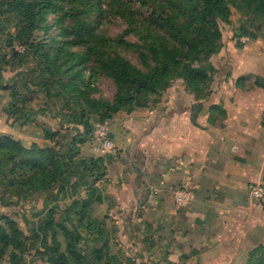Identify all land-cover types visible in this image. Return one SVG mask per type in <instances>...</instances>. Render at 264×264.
Returning a JSON list of instances; mask_svg holds the SVG:
<instances>
[{
	"label": "crops",
	"instance_id": "0c3cea01",
	"mask_svg": "<svg viewBox=\"0 0 264 264\" xmlns=\"http://www.w3.org/2000/svg\"><path fill=\"white\" fill-rule=\"evenodd\" d=\"M236 42L215 60L226 72L206 98L172 87L154 106L106 121L113 148L91 150L107 167L92 217L128 242L137 264H244L264 245V202L251 195L253 184H264V88L255 83L264 79V37ZM7 102L0 135L50 145L34 123L7 124ZM183 186L193 197L179 207L174 192Z\"/></svg>",
	"mask_w": 264,
	"mask_h": 264
},
{
	"label": "trees",
	"instance_id": "16d2710c",
	"mask_svg": "<svg viewBox=\"0 0 264 264\" xmlns=\"http://www.w3.org/2000/svg\"><path fill=\"white\" fill-rule=\"evenodd\" d=\"M250 2L253 0L246 3ZM257 2L264 10V0H257ZM169 4L173 2L168 0L165 4L159 3V8L165 14H160L154 9L150 17L157 21L159 27L163 29V37L172 42L171 45L163 39H154L151 42L149 51L156 61L154 66L141 70L125 59L108 55L107 62L118 85V93L115 99L108 103L87 99L89 111L96 112L99 106L106 105L104 112L99 114L102 122L112 119L114 114L126 105H129V111H133L134 108L148 107L147 97L158 92L162 94V91L168 88L175 79L185 80L188 90L195 95L197 100L204 99L210 94L211 89L206 86L213 79L207 74L209 70L205 69L201 63L203 59L216 55L221 49L219 41L222 33L218 21H226L229 18L231 4L239 5L235 0H177L173 4L174 9L169 11L167 9ZM53 5L51 0L6 1L8 12L12 13L16 19L14 27L17 30L12 39L24 46V52H30L36 59L47 61H45L46 70L44 71L48 76L35 82L36 88L33 89L30 88L31 75L23 74L22 90L26 93H44L48 98V108L31 107L26 110L21 105L24 99L17 100V94L5 81L3 66L9 63V60H6V53H0V90L9 91L10 98H12L9 105L4 108V112L8 120H12L13 124L19 126L35 123L37 114L44 116L49 113L53 118L61 116V110L55 115L51 112L54 96L50 88L55 87L53 80L55 71L49 67L50 54L47 45L31 40L33 32L43 21L42 10ZM84 29L90 34L89 26ZM78 30H83V28H78ZM250 36L257 38L253 34ZM9 46H13V41L9 43ZM15 55H18V52ZM83 58L86 59L87 55H83ZM209 68L212 72L214 71L211 65ZM200 77L205 81L203 86L199 83ZM255 83L264 88L263 78L257 77ZM154 102L158 103L159 100L156 99ZM87 109L77 110L71 116H62L61 130L44 127L42 131L44 139L50 142L48 146L42 147L34 143L27 147L10 136L0 135V172L5 176L7 173L12 175V179L8 180L11 186L15 185L20 193H30L43 191L60 184L59 191L72 197V202L61 211L63 220L60 223L57 224L53 218L48 217L49 222L38 225L43 236L41 238L43 253L49 259L48 264H84V260L87 264H125L118 254L112 255L108 251L107 245L105 248L98 246L100 242H107L105 238L107 224L105 220H97L89 214L92 203L103 201V194L95 184L106 178L105 158L91 156L76 159L74 140L79 134L71 136V139L63 145L59 140L60 137L65 136L62 131L65 129L63 119L68 124L83 125L88 128V121L83 120L89 113ZM56 145H59V148ZM96 172L99 174L95 175ZM81 188H85L88 194L84 202L72 196L77 194ZM95 193L96 196H94ZM52 212V210L49 211L50 215ZM75 217L83 226L85 233L79 229ZM68 224L72 228H69ZM61 233L68 242L66 251L61 250V243L57 239ZM50 234L51 244L48 243ZM28 249L26 236L17 224L12 222L8 228L7 225L0 223V259L10 252L13 258L12 264H18L13 262L15 258H18L17 252L24 253ZM244 264H264V245L252 250Z\"/></svg>",
	"mask_w": 264,
	"mask_h": 264
},
{
	"label": "rangeland",
	"instance_id": "374dc122",
	"mask_svg": "<svg viewBox=\"0 0 264 264\" xmlns=\"http://www.w3.org/2000/svg\"><path fill=\"white\" fill-rule=\"evenodd\" d=\"M7 0H0V53H6V60L9 63L3 66L4 78L9 86L15 91L16 99L21 100L22 106L28 108H48V98L41 92H25L22 90L24 75L30 74V88H36L35 82L40 78H46L45 59H36L32 54L24 52V46L12 38L16 33L14 27L16 19L12 13H9L6 6ZM168 0H51L54 4L50 8L44 9L42 22L33 32L31 40L47 45L49 51V67L54 71L53 80L55 87L50 88L54 98L51 105L52 114H57L61 110V116L53 118L47 113L42 116L37 114L35 125L39 129H58L61 130L60 119L62 116L74 115L77 110L88 107L87 99L95 101L112 102L118 93V85L115 81L114 74L109 68L108 55L125 59L141 70H147L154 66L149 46L154 39H163L168 44H172L164 38V31L159 27L157 21L150 19L154 9L158 13L165 14L159 8V3H166ZM175 4L177 0H170ZM239 6L230 5L231 13L226 21L219 20L218 25L222 33L219 41L221 49L216 55L203 59L202 65L208 69V75L212 76L210 83L206 86L209 89L216 84V79L224 76L226 69L219 74V69L215 60L220 56L222 48L228 44L227 41L236 40L237 45L247 43L252 39L264 37V10L257 0L246 3L249 0H235ZM167 5L169 11L174 9V5ZM86 26L91 28L90 34L84 29ZM83 28V30H78ZM245 30V31H244ZM248 32V33H246ZM250 34L256 35L252 38ZM246 40V42H243ZM13 41V46L9 43ZM63 49H65L63 51ZM63 51V52H62ZM18 52V55L15 53ZM87 55V58H83ZM6 60L4 62H6ZM47 62V61H46ZM211 65L214 69L212 72L209 68ZM8 80V81H7ZM200 84H205L200 77ZM32 84V85H31ZM172 87L187 88V82L183 79H175L171 85L163 90L167 91ZM188 90V88H187ZM161 93L150 94L147 97L149 106H154L156 99L160 101ZM25 96V98H23ZM9 91L0 90V102L8 100L7 107L10 103ZM65 106V107H64ZM106 109V105L99 106L96 112H89L84 121H88V128L83 125L68 124L63 119L64 137H60L61 145L71 139V136H77L74 140L76 148L75 158H88L95 156L91 151L96 146H100L93 138V131L97 123L102 122L100 115ZM129 105L123 107L119 112L129 111ZM137 108H134L135 110ZM29 110V109H28ZM115 113L114 115H116ZM100 114V115H99ZM12 120H8V123ZM68 128V129H67ZM89 129V130H87ZM26 133V132H25ZM96 145V146H95ZM53 146V145H51ZM59 148V145H56ZM99 173L96 172L95 175ZM12 175L0 172V223L7 225L9 228L13 222L18 225L27 239L29 249L24 253H18V258L13 262L18 264H48L49 259L43 253L42 233L38 225L46 223L49 218H53L55 223L63 220L62 210L72 202V197L59 191L60 184L53 185L43 191H32L20 193L16 186H11L8 180ZM104 180L95 184L102 194L105 191ZM85 188H81L77 194L72 195L84 202L87 197ZM96 196V193L95 195ZM52 210L53 212L49 213ZM48 212V214H47ZM91 212V211H90ZM92 216V213H90ZM90 216V215H89ZM133 219V218H132ZM75 222L79 229L85 233L78 219ZM139 222V221H138ZM138 229L140 223H138ZM128 220L123 227L126 232L133 230ZM134 224V223H133ZM69 228H72L68 224ZM115 229L107 224L105 232L106 241L100 242L99 247L105 248L112 255L118 254L125 264H137L130 255L128 242L116 241L114 235ZM61 243V250H67L68 242L61 233L57 236ZM48 243H52L51 234L48 237ZM82 244V242L80 243ZM10 252L0 259V264H12ZM87 264L86 261H83Z\"/></svg>",
	"mask_w": 264,
	"mask_h": 264
},
{
	"label": "built area",
	"instance_id": "2783aa9c",
	"mask_svg": "<svg viewBox=\"0 0 264 264\" xmlns=\"http://www.w3.org/2000/svg\"><path fill=\"white\" fill-rule=\"evenodd\" d=\"M246 42V40H243ZM93 138L95 142L100 144V148L104 152H108L113 148L112 140L110 138V131L105 122H99L93 131ZM251 195L258 202H264V184L255 183L251 186ZM193 197L192 189L188 186L178 188L174 192V202L177 206L183 207L190 203Z\"/></svg>",
	"mask_w": 264,
	"mask_h": 264
}]
</instances>
